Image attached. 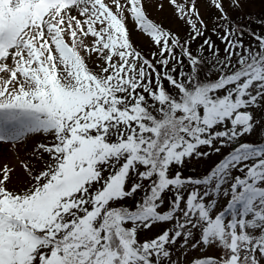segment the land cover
<instances>
[{
    "label": "snow or ice",
    "instance_id": "1",
    "mask_svg": "<svg viewBox=\"0 0 264 264\" xmlns=\"http://www.w3.org/2000/svg\"><path fill=\"white\" fill-rule=\"evenodd\" d=\"M151 2L0 0V264H264V17Z\"/></svg>",
    "mask_w": 264,
    "mask_h": 264
},
{
    "label": "rangeland",
    "instance_id": "2",
    "mask_svg": "<svg viewBox=\"0 0 264 264\" xmlns=\"http://www.w3.org/2000/svg\"><path fill=\"white\" fill-rule=\"evenodd\" d=\"M163 4V8H159L158 5ZM198 7L200 8V11L202 12L204 8L206 7V0H198ZM148 14L150 18H152L154 21L163 22L165 27H171L173 30L176 29V21L174 19V9L169 4L168 0H152L151 4L147 8ZM134 39L136 43L139 45H149V39L145 36H143L140 33L134 34ZM254 137V139H256ZM42 137H37L35 140L30 141L28 144V150L25 152L23 149L20 151V160H27L29 157V154L31 153L32 146L34 143L41 142ZM8 163L10 165H13L16 167V174L17 176L21 175V168L19 167L18 160L16 158V155L13 151L7 150V148H0V164ZM199 168H202L203 165H199ZM192 168L187 169L185 172L186 175L192 174Z\"/></svg>",
    "mask_w": 264,
    "mask_h": 264
},
{
    "label": "trees",
    "instance_id": "3",
    "mask_svg": "<svg viewBox=\"0 0 264 264\" xmlns=\"http://www.w3.org/2000/svg\"><path fill=\"white\" fill-rule=\"evenodd\" d=\"M248 11L253 15L254 18L264 17V0H253V3L249 7ZM201 14L205 17L206 20L208 19V16L210 15V10L208 9L207 3H206V7L201 12ZM211 26H212L211 22H209V28H211ZM251 27L256 29L257 32L261 31V28H260L258 23L252 24ZM213 39H215V37H213ZM217 43H219V42L217 41ZM139 47H141L145 51V53H147L150 49L149 45H145V46L139 45ZM193 47H195V44H193ZM220 47L222 49L223 45H221ZM255 140L262 141V140H264V137L257 136V138Z\"/></svg>",
    "mask_w": 264,
    "mask_h": 264
}]
</instances>
